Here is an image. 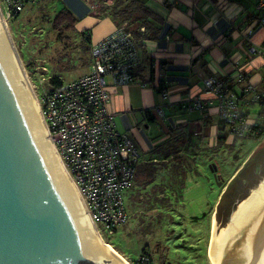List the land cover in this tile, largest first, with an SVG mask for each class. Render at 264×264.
Masks as SVG:
<instances>
[{"label":"crops","instance_id":"0c3cea01","mask_svg":"<svg viewBox=\"0 0 264 264\" xmlns=\"http://www.w3.org/2000/svg\"><path fill=\"white\" fill-rule=\"evenodd\" d=\"M60 1L77 18L75 33L89 34V49L121 26L107 9L100 11L98 6L95 16L91 9L97 1ZM137 1L160 22L147 19L151 29L157 30L155 39H145L138 31L145 26L136 28L140 66L145 67L141 77L136 76L138 82L109 87L108 110L115 114L116 129L128 133L144 162L167 161L178 149H183L181 153L186 151L188 157L196 159L194 167L197 169L203 168L204 160L211 158L209 152H232L239 145L235 155H231L232 169L225 174L227 177L223 176L225 172L217 171L224 187L222 185L214 207L221 202L229 184H249L250 193L252 184L264 180V105H250L246 113L255 127L262 125L260 141L254 138L231 140L215 107L203 111L190 107L198 96L209 97L202 82L206 77L232 79L230 94L240 101L248 85L264 93V53L251 55L248 52L251 46L264 48V27L254 23L257 0ZM113 2L100 0L98 4L109 8ZM147 31L149 34L150 29ZM147 59L152 66L144 62ZM155 83L160 84V89L154 87ZM156 108L161 109V117L155 113ZM177 142L178 145L169 148ZM157 147L163 148L164 153H174L159 159L152 153ZM241 154L244 155L240 157Z\"/></svg>","mask_w":264,"mask_h":264},{"label":"built area","instance_id":"2783aa9c","mask_svg":"<svg viewBox=\"0 0 264 264\" xmlns=\"http://www.w3.org/2000/svg\"><path fill=\"white\" fill-rule=\"evenodd\" d=\"M40 1L0 0V6H4L2 18L4 21L13 19ZM254 23L264 27V0L256 1ZM144 31V27L140 28V32ZM139 43L125 22L90 47L91 71L67 82L58 78L59 84H52L50 78L46 81L43 75L37 81V86L45 84V88L40 86L42 90L37 100L47 138L101 237L99 226L105 234L112 235L125 224L124 195L133 186L141 161L132 139L128 133L116 129L115 114L108 110L109 87L138 82L135 71L141 65ZM248 52L260 55L264 48L251 46ZM231 80L204 78L205 93L210 95L195 98L190 109L203 111L215 107L227 136L260 141L263 127H255L256 124L248 120L246 108L264 105V93L248 85L240 101L230 94ZM154 87L160 89V84L155 83ZM154 111L161 117V109ZM146 257L141 256L140 262L149 264Z\"/></svg>","mask_w":264,"mask_h":264},{"label":"water","instance_id":"95a60500","mask_svg":"<svg viewBox=\"0 0 264 264\" xmlns=\"http://www.w3.org/2000/svg\"><path fill=\"white\" fill-rule=\"evenodd\" d=\"M255 190L236 202L219 243L213 216L214 264H264V183ZM0 264H117L92 241L1 31Z\"/></svg>","mask_w":264,"mask_h":264},{"label":"rangeland","instance_id":"374dc122","mask_svg":"<svg viewBox=\"0 0 264 264\" xmlns=\"http://www.w3.org/2000/svg\"><path fill=\"white\" fill-rule=\"evenodd\" d=\"M56 1L41 0L5 22L38 100L40 86L45 88V84L37 86L42 75L46 81L61 78L67 82L92 70L89 50L82 37L73 31L64 32L63 37L57 39L52 30L50 22L58 7ZM95 4L96 9L102 7L98 1ZM0 7L4 11V6ZM96 9H92L95 16L98 14ZM175 145L178 142L169 148ZM238 146L232 152H209L211 158L205 159L203 168L198 169L194 167L196 159L188 157L186 151L181 153L183 149H178L167 161L158 160L152 184L143 186L134 181L125 192V224L112 235L105 234L99 226L101 240L113 247L128 264L136 263L143 255L148 257L149 264H211L208 251L212 242L213 216L218 226L216 240H220L232 209L227 219L220 221L223 197L216 208L214 204L224 185H216L210 165L215 164L217 171L225 172L223 176L227 177L225 174L232 169L231 155H235ZM163 153L157 158L161 159ZM141 159L144 162L142 156ZM258 187L259 184H252L250 192ZM154 197L166 199L167 203H156Z\"/></svg>","mask_w":264,"mask_h":264},{"label":"trees","instance_id":"16d2710c","mask_svg":"<svg viewBox=\"0 0 264 264\" xmlns=\"http://www.w3.org/2000/svg\"><path fill=\"white\" fill-rule=\"evenodd\" d=\"M92 1H100V0H92ZM57 3V10L55 11L51 23V28L54 32L57 34V39H60L63 37L64 32H75L74 26L77 23V18L71 13V11L62 4L60 0L56 1ZM104 3V2H103ZM56 5V4H55ZM104 9L108 10V13L110 17L117 22H121L120 25L123 23H127L128 28L130 31L133 32L135 35L136 28H139L140 26H145V31L140 32V29L138 30L145 39H155L157 35L156 29H151V26L147 22L148 18H152L154 21L160 22L159 18H157L152 12H150L148 9L144 7L142 3H140L137 0H114L112 6L109 8H105V5L99 8L100 11H104ZM106 11V10H105ZM150 29V33L148 34L147 29ZM82 40L86 44V49H89L88 43H89V34L82 33L81 34ZM139 39V38H138ZM144 62L147 63V65L152 66L149 60H144ZM163 64H161L162 69ZM145 67H139L135 71V76L141 77ZM52 84H59L58 78H53L51 80ZM163 148L157 147L155 148L152 153L159 155ZM174 152H167L163 153V158H167ZM157 162H141L137 166L136 174H135V181L140 182L143 184V186L152 184L155 181L156 178V164ZM159 187V186H158ZM157 187V188H158ZM161 190V188H159ZM153 201L159 204H166L167 200L162 198H153ZM107 242V241H105ZM108 243V242H107ZM158 246V245H157ZM159 251V250H158ZM156 255H158V252H155ZM146 257L145 255H143ZM141 257V256H140ZM147 258V257H146ZM134 264H143L140 262V259L137 260Z\"/></svg>","mask_w":264,"mask_h":264},{"label":"bare ground","instance_id":"6f19581e","mask_svg":"<svg viewBox=\"0 0 264 264\" xmlns=\"http://www.w3.org/2000/svg\"><path fill=\"white\" fill-rule=\"evenodd\" d=\"M6 21L3 20L2 18V14H1V10H0V31H1V34H2V37L5 41V44H6V47L8 49V52L10 54V57H11V60L13 62V65L15 67V70L17 72V75L19 77V80L26 92V94L28 95L29 99H30V102L34 108V111H35V114H36V119L38 121V124H39V127H40V130L41 132L43 133L47 143H48V146H49V149H50V152L54 158V161H55V164L57 165L58 167V170L60 172V174L62 175L63 179L65 180L66 184L68 185V187L71 189L73 195H74V198L76 200V203L78 205V208L83 216V219L85 221V224L87 226V229L91 235V238H92V241L94 243V245L100 250L102 251L103 253H105L107 256H109L111 259H113L117 264H128V262L113 248L111 247L109 244H106L104 243L96 228H95V225L92 223V221L90 220V218L88 217V215L86 214V211L84 209V206H83V203L81 201V198L74 186V184L72 183V181L70 180V178L68 177L62 163L60 162L59 158L57 157L56 155V152L52 146V144L50 143L49 139L47 138V130H46V127L42 121V118H41V115H40V112H39V105H38V100L36 98V95H35V91L33 90L32 88V85L25 73V70L23 69L22 67V64L18 58V55H17V52H16V49L14 48V45H13V42L11 40V37H10V34H9V30L7 28V25L5 23ZM264 183V182H262ZM261 186V184L259 185ZM259 189V187L257 188V190ZM257 190L253 191L251 193V195L253 193H255ZM240 207V205H239ZM238 207V208H239ZM224 232V231H223ZM223 234V233H222ZM222 234L220 236V238L222 237ZM218 235V233H217ZM212 238H213V235H212ZM218 237H216L217 239ZM219 238V239H220ZM218 243L220 240H216ZM212 242H210L211 244ZM210 248H211V245H210ZM210 248H209V251H208V257H209V261L211 264H214V261L211 257V254H210Z\"/></svg>","mask_w":264,"mask_h":264},{"label":"flooded vegetation","instance_id":"af4514ba","mask_svg":"<svg viewBox=\"0 0 264 264\" xmlns=\"http://www.w3.org/2000/svg\"><path fill=\"white\" fill-rule=\"evenodd\" d=\"M216 175L218 177V181H222L218 173H216ZM222 184H223V181H222ZM234 184H231V185L229 184L225 188V192L223 195L224 203L220 207L221 208L220 217L218 216L219 218H221L220 221H222V218L225 219L227 217V215L229 214L230 210L235 205V203L241 200L242 198H244L248 192L249 184H237V185H234Z\"/></svg>","mask_w":264,"mask_h":264}]
</instances>
